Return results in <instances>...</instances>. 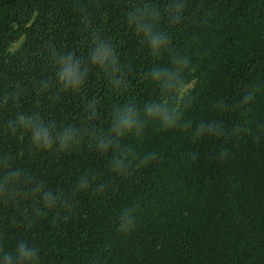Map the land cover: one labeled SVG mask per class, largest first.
I'll use <instances>...</instances> for the list:
<instances>
[{"label": "trees", "instance_id": "trees-1", "mask_svg": "<svg viewBox=\"0 0 264 264\" xmlns=\"http://www.w3.org/2000/svg\"><path fill=\"white\" fill-rule=\"evenodd\" d=\"M177 2L181 18L156 25L169 46L155 55L127 13ZM96 36L119 70L93 67L79 93L57 88L55 54L86 61ZM177 67L178 88L192 84L181 98L150 76ZM162 100L177 112L170 126L144 113ZM127 104L140 111L139 131L106 151L87 136L39 150L13 124L36 115L107 135ZM10 169L25 181L5 183ZM44 190L56 193L51 207ZM22 240L39 264H264V0H0V256Z\"/></svg>", "mask_w": 264, "mask_h": 264}, {"label": "clouds", "instance_id": "clouds-1", "mask_svg": "<svg viewBox=\"0 0 264 264\" xmlns=\"http://www.w3.org/2000/svg\"><path fill=\"white\" fill-rule=\"evenodd\" d=\"M182 5L180 3L169 4L166 9L161 10L155 4H144L133 6L127 13L129 24L137 33L143 35V39L155 55H161L169 46V38L166 33L158 31L156 25L165 14L174 21L181 18ZM178 64L180 62H177ZM55 84L57 88L67 93H79L85 86L89 71L94 67L108 74L114 75L119 70V61L111 44L96 36L90 47L85 61L74 52H61L54 56ZM181 69L171 73L154 68L150 73L151 78L159 83L164 89L177 91L180 80ZM94 101L86 105L85 111L88 119L91 120L96 114ZM144 113L149 117H158L170 126L175 123L177 112L169 106L167 100L152 102L145 106ZM140 111L133 104H127L115 109L111 122V131L104 134L99 130H93L90 126H77L67 124L56 126L53 123L43 121L36 115H20L13 124H20L30 133L33 145L39 150H51L53 148L67 150L74 148L87 136L95 144L98 150L106 151L117 142V137L133 131H139ZM204 130L203 126L201 132ZM126 162L116 161V168L123 170ZM25 177L17 170H9L5 183L15 185L25 181ZM81 187H87V181L83 180ZM41 202L46 207H51L57 199L56 193L51 190L41 192ZM132 224V216L128 210L121 213V227L127 228ZM39 249L32 243L20 241L14 251L7 252L0 256V264H39Z\"/></svg>", "mask_w": 264, "mask_h": 264}, {"label": "rangeland", "instance_id": "rangeland-1", "mask_svg": "<svg viewBox=\"0 0 264 264\" xmlns=\"http://www.w3.org/2000/svg\"><path fill=\"white\" fill-rule=\"evenodd\" d=\"M20 43H21V39L12 45L11 50L17 49ZM191 87L192 84L181 87L179 89L181 94L178 97L181 98Z\"/></svg>", "mask_w": 264, "mask_h": 264}]
</instances>
